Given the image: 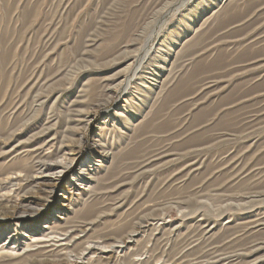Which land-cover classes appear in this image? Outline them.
Listing matches in <instances>:
<instances>
[{
  "label": "rangeland",
  "instance_id": "374dc122",
  "mask_svg": "<svg viewBox=\"0 0 264 264\" xmlns=\"http://www.w3.org/2000/svg\"><path fill=\"white\" fill-rule=\"evenodd\" d=\"M263 37L264 0H0V200L49 199L0 264H264Z\"/></svg>",
  "mask_w": 264,
  "mask_h": 264
},
{
  "label": "bare ground",
  "instance_id": "6f19581e",
  "mask_svg": "<svg viewBox=\"0 0 264 264\" xmlns=\"http://www.w3.org/2000/svg\"><path fill=\"white\" fill-rule=\"evenodd\" d=\"M188 3V2H187ZM250 14V13H249ZM259 14V13H258ZM259 16V15H258ZM246 18V17H245ZM258 18V17H257ZM253 38V37H252ZM263 40H264V37H263ZM254 41V40H253ZM252 42V41H251ZM262 42V41H261ZM149 45H151V48H153V44L151 42H149ZM249 45V44H248ZM260 45V44H259ZM255 48V47H254ZM220 49V48H218ZM145 54L147 55V50L145 49L144 50ZM146 55H143V59H145V56ZM137 60V59H136ZM137 62V61H136ZM139 67V66H138ZM138 67L135 68L134 70V73H133V76L136 75L137 73V70H138ZM208 70V69H207ZM121 72V71H120ZM139 72V71H138ZM131 79H125L124 80V85H125V88L123 89L122 93H126V89L128 87V82L130 81ZM70 85V84H69ZM119 86V85H118ZM177 89V88H176ZM172 96V95H171ZM166 98V97H165ZM89 113V112H88ZM86 120V119H85ZM46 121V120H45ZM87 121V120H86ZM90 121V119H89ZM256 121V120H255ZM46 124V122H45ZM250 129V128H249ZM40 133V132H38ZM81 139V138H80ZM79 139V140H80ZM80 142V141H79ZM57 150V149H56ZM5 152V151H4ZM57 154H59V152H53L52 154H45V153H42L40 154V157L43 158V159H49L51 158V160L49 161H46V162H42L43 164L39 167H34V168H30L32 166H28V167H25L26 169L23 168L22 171H19V170H14L13 173H11V175L8 173V175H10L9 178H11V182L12 181H15L16 178H18V180L16 181H19V178L22 176L24 179L26 180H29V181H33V180H37L38 178H42L41 182L38 184V188H36L35 190V196H42L44 194H49V186L52 187L54 186V183L52 182V180H54L55 176L57 175H60L61 172L63 170H65L66 168L68 169V167H70V165L74 162L75 160V152H67V154L65 155H62L60 156L59 158H57ZM236 155V154H235ZM23 157V156H22ZM54 157V158H53ZM56 158V159H55ZM150 159V158H149ZM23 160V159H22ZM25 160V159H24ZM146 160V159H145ZM148 160V159H147ZM229 160V159H228ZM32 161V160H31ZM30 161V162H31ZM238 161V160H237ZM16 163V162H15ZM23 163V162H22ZM24 166V165H23ZM9 167V166H7ZM6 167V168H7ZM12 168V166H11ZM22 168V166H21ZM8 169V168H7ZM15 169V167L13 168ZM6 170V169H5ZM140 170V169H139ZM3 172V171H0V173ZM21 172H23V174L21 175ZM139 172V171H138ZM218 172V171H217ZM236 172V171H235ZM7 173V172H6ZM7 177V175H6ZM45 177H50L51 180H44ZM4 178V177H3ZM34 178V179H33ZM44 178V179H43ZM1 179V178H0ZM6 179V178H4ZM3 179V180H4ZM8 180V182H9ZM25 181V180H24ZM23 182V180H22ZM26 182V181H25ZM11 184V183H9ZM8 184V185H9ZM196 184V183H195ZM201 186V185H200ZM219 186V185H218ZM217 186V187H218ZM184 187V186H182ZM43 198V197H42ZM17 199V198H16ZM190 200V199H189ZM15 201V200H14ZM42 205L40 204H34V205H30L28 204L29 202H24V201H18L16 203H10L8 202V200H5V201H2L0 200V221H5L7 220L8 218H11L13 220H17V221H20L21 219H23L24 215L27 213V212H31L33 210H36L37 208L39 209H42V207H44L45 205H47V203L49 202V199L47 197L43 198L41 200ZM30 208V209H29ZM176 208V207H175ZM37 211V210H36ZM51 229H53L51 227ZM69 238V237H68ZM207 242V241H206ZM213 255V254H212ZM223 256V255H222ZM249 264V263H248Z\"/></svg>",
  "mask_w": 264,
  "mask_h": 264
}]
</instances>
